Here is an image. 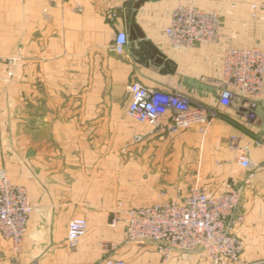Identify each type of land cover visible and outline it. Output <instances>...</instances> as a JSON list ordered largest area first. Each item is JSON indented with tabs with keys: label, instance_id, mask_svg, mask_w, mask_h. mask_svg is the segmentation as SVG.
<instances>
[{
	"label": "crops",
	"instance_id": "crops-1",
	"mask_svg": "<svg viewBox=\"0 0 264 264\" xmlns=\"http://www.w3.org/2000/svg\"><path fill=\"white\" fill-rule=\"evenodd\" d=\"M128 1L139 0H0V170L26 190L32 208L20 252L0 236V264H208L201 254L162 263L151 243L125 244L111 215L118 202L148 207L178 192L184 197L192 186L216 193L226 183L241 188L235 216L243 222L235 234L244 244L242 262L264 264V103L247 122L234 106L218 105L224 50L264 51V0H144L134 23L174 64L172 73L131 54ZM177 6L216 12L221 39L172 47L164 30ZM120 32L128 44L117 55ZM134 82L182 94L218 117L204 136L159 134L127 114ZM231 137L250 148L257 167L247 185L249 171L235 162ZM73 218L85 219L87 231L71 250Z\"/></svg>",
	"mask_w": 264,
	"mask_h": 264
},
{
	"label": "built area",
	"instance_id": "built-area-1",
	"mask_svg": "<svg viewBox=\"0 0 264 264\" xmlns=\"http://www.w3.org/2000/svg\"><path fill=\"white\" fill-rule=\"evenodd\" d=\"M54 1L63 3L65 0ZM164 36L177 49L217 43L221 39L220 16L216 12L177 6L170 14ZM127 44V35L118 33L113 44L114 53L122 55ZM8 64L14 65L13 62ZM127 91L130 97L128 116L167 137L189 130L204 136L218 117L212 108L182 94L147 88L137 82L131 83ZM260 102L264 103V51L255 47L226 48L222 54L218 105L222 108L234 106L247 122L254 119ZM141 140L139 135L133 137L135 142ZM262 143L260 139L254 140L255 147ZM229 148L234 152L237 165L249 171L244 181L245 185L249 184L257 171L250 160V148L238 147L235 137L230 138ZM240 196L241 188L226 183L216 193L192 186L184 197L178 192L176 198L148 207L128 208L118 202L110 226H122L125 244L154 245L162 263L169 262L174 254H201L208 264H243L244 244L235 234L236 226L243 222L241 216H235ZM31 211L26 190L12 185L0 170V236L11 243L15 252H20ZM86 231L85 219H71L67 226L68 248L74 250ZM104 264L124 263L107 258Z\"/></svg>",
	"mask_w": 264,
	"mask_h": 264
},
{
	"label": "water",
	"instance_id": "water-1",
	"mask_svg": "<svg viewBox=\"0 0 264 264\" xmlns=\"http://www.w3.org/2000/svg\"><path fill=\"white\" fill-rule=\"evenodd\" d=\"M144 0H139L137 2L128 1L123 7L129 11H132L128 17L127 31L129 34V41L131 43L130 52L133 56L138 58L139 63H145L150 61L153 64L162 66L163 69L161 73H172L174 70V64L165 58L150 42L144 40L143 33L134 23V17L136 11L143 4Z\"/></svg>",
	"mask_w": 264,
	"mask_h": 264
},
{
	"label": "rangeland",
	"instance_id": "rangeland-1",
	"mask_svg": "<svg viewBox=\"0 0 264 264\" xmlns=\"http://www.w3.org/2000/svg\"><path fill=\"white\" fill-rule=\"evenodd\" d=\"M189 189V188H188Z\"/></svg>",
	"mask_w": 264,
	"mask_h": 264
}]
</instances>
